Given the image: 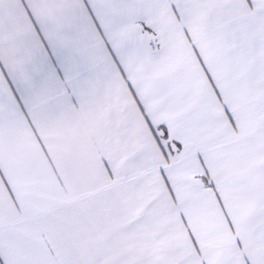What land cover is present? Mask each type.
I'll return each instance as SVG.
<instances>
[{"label": "snow or ice", "instance_id": "snow-or-ice-1", "mask_svg": "<svg viewBox=\"0 0 264 264\" xmlns=\"http://www.w3.org/2000/svg\"><path fill=\"white\" fill-rule=\"evenodd\" d=\"M0 264H264V0H0Z\"/></svg>", "mask_w": 264, "mask_h": 264}]
</instances>
